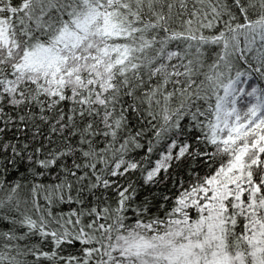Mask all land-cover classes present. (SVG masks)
<instances>
[{
    "label": "snow or ice",
    "instance_id": "snow-or-ice-1",
    "mask_svg": "<svg viewBox=\"0 0 264 264\" xmlns=\"http://www.w3.org/2000/svg\"><path fill=\"white\" fill-rule=\"evenodd\" d=\"M0 264H264V0H0Z\"/></svg>",
    "mask_w": 264,
    "mask_h": 264
}]
</instances>
